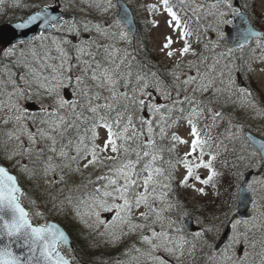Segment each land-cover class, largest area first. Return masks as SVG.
Listing matches in <instances>:
<instances>
[{"label":"snow or ice","instance_id":"1","mask_svg":"<svg viewBox=\"0 0 264 264\" xmlns=\"http://www.w3.org/2000/svg\"><path fill=\"white\" fill-rule=\"evenodd\" d=\"M139 7L147 26L163 21L155 63L133 47L121 0H48L15 25L21 35L35 28L31 40L0 38V161L35 183L27 193L0 165V264H83L61 251H72L69 237L46 220L68 206L113 246L134 237L117 264H196L197 252L205 264H264V203L242 219L227 202L206 214L179 196H206L204 186L224 179L247 184L242 193L264 189V142L241 135L242 122L224 111L230 103L264 116V99L237 86L242 73L264 75V6L259 15L253 0ZM246 48L248 58L237 55ZM242 168L259 175L248 182ZM193 215L199 227L189 232Z\"/></svg>","mask_w":264,"mask_h":264},{"label":"rangeland","instance_id":"2","mask_svg":"<svg viewBox=\"0 0 264 264\" xmlns=\"http://www.w3.org/2000/svg\"><path fill=\"white\" fill-rule=\"evenodd\" d=\"M129 2V4L132 6L135 14H136V18L137 20L140 22L141 25V29L146 32V37L148 38V43L151 47V49L153 50L156 58L159 60L162 59V57L159 55L158 53V45H159V40H160V33L164 31L163 28V21L161 20V27L158 29H154L151 28L150 26L146 25V20H150L152 17L146 13L145 11H143L139 6L145 2H152V0H127ZM48 2V0H3L2 3H0V24H4V23H9V22H13V21H17V20H22L24 18H26V16L29 13H32L36 10V8L38 7H42L44 5V3ZM210 2V0H209ZM253 2L255 3V10L257 15L260 14L262 6H264V0H253ZM17 3L20 4H29L32 5V7L29 8H19L16 7L15 5ZM244 0H241V5H243ZM113 14H115V10L113 11ZM31 40V39H30ZM135 39L133 40V43H135ZM123 46V45H121ZM259 54V53H258ZM256 86L257 89H259L261 91V93H258L256 91V88L254 87V85ZM237 86L238 88H242V89H246L249 90L251 92H253L257 99H264V75H261L259 72L253 73V74H244L242 73L238 79H237ZM236 97H233V100H235ZM228 105H231L230 103ZM227 106V105H226ZM231 108H233V106L231 105ZM234 112L239 115V119L242 121V132L244 133V131L246 129H250L253 130L255 133L261 135L262 137H264V116H259L257 115L254 111H245L242 108L236 107L233 108ZM178 150L180 152V154L182 155L184 151H186V148L184 146H178ZM3 165H5L6 167H8L11 171H13L20 183L23 185L24 190L31 194L35 188V183L32 181H29L27 179L26 176H24L23 174L19 173L18 169H14L11 167L10 164H8L7 161H0ZM247 169L243 168V173H245ZM183 169L182 167L178 169V172H182ZM198 174L202 175V176H206V171L204 170H199ZM259 173L257 170L254 169V172L250 178V182H252L254 180V178L258 177ZM180 177L177 176V179H179ZM202 185H199L198 183L196 184V187H201ZM205 187V191L208 193L206 196H200L198 194H196L195 192H193L190 188L187 190H180L179 191V196L181 198L182 195H184V199L187 198V200L193 201V202H197L200 203L201 206L203 207H209L210 205H212L216 199H217V195L216 193L220 191V189L217 187L216 189H213L211 187V185L208 186H204ZM238 187L239 184L237 185V193H238ZM91 188V186H89V189ZM88 189L82 190V191H87ZM53 191H55L53 189ZM77 192H73L72 195L76 194ZM43 194V189H39L37 191V195H41ZM65 194H67V191L65 190ZM220 195V193H219ZM253 195H254V199L257 201V205H253L252 207V215H256L259 216L260 215V211H264V209H261L260 211L257 210L258 206L262 203H264V189H262L260 186H256L255 190H253ZM24 205L26 208H30L31 206L28 204L27 200L23 201ZM38 204L40 205V210L41 211H45V207H44V201L43 200H38ZM236 204H237V200H236ZM50 207V205H49ZM236 209V207H235ZM65 211L67 212V215L65 214H51L48 215L46 212V220H50V219H54V220H58L62 223V221L64 222V224L68 225L71 229L69 230L71 233H74L75 235L78 234H82L83 232H87V231H91L94 233V237L96 238V245L97 244H101L104 243L105 246L113 251H116V254L111 262V264H117L118 261H126L127 257H125L123 255V253L128 250L130 248V245L132 243V240H134V237L132 238V240L125 238L121 243L116 244L115 246H113L112 244L107 242V238L103 237V236H99L96 234V230L94 228H88L85 226L84 223H82L79 219H77L74 215V210L71 206H68ZM83 211V209H82ZM49 216V217H48ZM103 216H110V214H103ZM194 218V224L196 226H198L196 218L194 217V215L192 216ZM187 218V217H186ZM185 218V220H186ZM238 218V217H237ZM85 219H87V217H85ZM33 222L34 223H44V220H37L36 218H33ZM91 222V221H89ZM63 224V223H62ZM63 224V225H64ZM199 227V226H198ZM103 227H101V231H103ZM188 230V229H187ZM196 230H198V228H196L193 231H189V232H195ZM225 229L221 230V236L223 235ZM221 236L219 237V239L221 238ZM223 247V245L221 246V248ZM67 255H76L75 252H73V249L71 252H69V249L67 248H61ZM259 249H257L258 251ZM196 257L199 258H204V255H202L201 253L197 252Z\"/></svg>","mask_w":264,"mask_h":264},{"label":"trees","instance_id":"3","mask_svg":"<svg viewBox=\"0 0 264 264\" xmlns=\"http://www.w3.org/2000/svg\"><path fill=\"white\" fill-rule=\"evenodd\" d=\"M134 39L136 42L133 43V47H136L138 49L139 48L143 49V51L140 53L141 55L147 54L149 56V58L154 63L158 61L153 50L151 49V47L148 43V38L146 37V32H144L141 29L140 22H139V28H138L136 37ZM129 50L131 51V49H129ZM237 55H244L245 58H248L251 55V53L246 48L243 53L238 52ZM257 55H258V53H257ZM254 87L256 88L255 85H254ZM256 91L258 93H261V91L257 88H256ZM224 111L226 113L231 112L234 121H241L239 119V115H237L234 112V109L231 108V105L225 106ZM217 131L223 132L224 131V125L222 124L217 129ZM241 135H244V133L241 132ZM226 143H227V141H226ZM228 147H229V149H231L232 145L229 144ZM236 147L239 150L240 144L237 143ZM227 158L229 160L233 159L231 154H227ZM223 159H224V156L221 157V160H223ZM216 167H217V170L225 171L227 173V170L222 169L220 167L219 163L216 164ZM241 171H243V168L241 169ZM227 174L229 177L231 176V173H227ZM238 184H239V182H237L235 180H232L231 183L229 182L228 179L222 180L221 183L217 184V187L220 189V191H219L220 195L217 197L216 201L212 205H210L209 207H203V206H201L200 203L187 200V198L184 199L183 198L184 195L181 196V199L183 201H185L186 206L190 211H191L192 207L195 205L197 208L202 209L206 214L216 212V214H218V215L221 214L220 213L221 204L224 202H227L225 210H227L228 208H231V215H234L237 217L235 207H236V200H237V185ZM79 195H80V193H76L73 196L76 197ZM195 215H198V213H196ZM195 215H194V217H195ZM62 223L64 224L63 221H62ZM64 226L68 229V231L71 229L66 224H64ZM71 235L73 237V242H74L73 252L76 253V256H78L80 258V260L83 262V264H111L115 254H116V251H113V250L107 248L105 246V244L102 242H101V244L96 245V240H95L96 238L94 237L93 232L87 231V232H83L82 234H78V235L71 233ZM196 264H205V259L196 257Z\"/></svg>","mask_w":264,"mask_h":264},{"label":"water","instance_id":"4","mask_svg":"<svg viewBox=\"0 0 264 264\" xmlns=\"http://www.w3.org/2000/svg\"><path fill=\"white\" fill-rule=\"evenodd\" d=\"M121 3L129 7V13L128 14H129L130 17L133 18L132 33L134 34V37H135L136 36V33H137V29H138V25H137V22H136L135 14H134V12H133L130 4L127 2V0H121ZM235 3H236V6H240V0H236ZM32 13H34V12H32ZM20 21L21 20H17V21H13V22H9V23L0 24V38H3V41H4L5 45L7 44V41L8 40L13 39L14 37L17 38V39H21V40H30L33 37L34 33H36V29L35 28H32L31 30H28L24 35H21L20 34V30H18V29L15 28V25L17 23H19ZM232 27L233 26H228V29L227 30L228 31H231L232 30ZM245 135H247V136H249L252 139H255L257 141L264 142V138L262 136L258 135L257 133H255L253 130L246 129L245 130ZM0 165H3V164L0 163ZM3 166H5V165H3ZM253 172H254V169H252V170H249L248 169L245 172V176L247 177L248 182H250V178H251V175H252ZM9 173L11 175L16 176L10 170H9ZM20 185H21V183H20ZM241 188L246 189L247 188V184H239L238 196H237V205H236V213H237L238 217H240L242 219H246L251 214L252 201L254 199V196H253V190L252 191H246V192H243L242 193L241 192ZM48 222L55 223L57 225V227H59L61 230H63V231L66 232V234L69 237V245H70V248L72 249L73 246H74V243H73V239H72V236L69 233V231L59 221H57V220L50 219ZM185 222H186V226L191 231H193L196 228H198L194 224V219H193L192 216L191 217H187ZM226 231L227 230H225L224 232H226ZM219 240L222 241L220 243V247H221L223 245V241H224V233H223V235L221 236V238ZM65 248H68V247L65 246ZM62 252L64 253V251H62Z\"/></svg>","mask_w":264,"mask_h":264}]
</instances>
